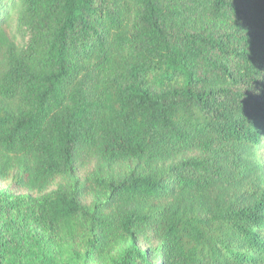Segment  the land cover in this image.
Returning <instances> with one entry per match:
<instances>
[{
  "label": "trees",
  "instance_id": "16d2710c",
  "mask_svg": "<svg viewBox=\"0 0 264 264\" xmlns=\"http://www.w3.org/2000/svg\"><path fill=\"white\" fill-rule=\"evenodd\" d=\"M263 144L264 0H0V264H264Z\"/></svg>",
  "mask_w": 264,
  "mask_h": 264
},
{
  "label": "rangeland",
  "instance_id": "374dc122",
  "mask_svg": "<svg viewBox=\"0 0 264 264\" xmlns=\"http://www.w3.org/2000/svg\"><path fill=\"white\" fill-rule=\"evenodd\" d=\"M17 35V38L18 39H22L23 36H21V33H16ZM257 157L259 159V161L264 165V144L262 145V147L259 149L258 153H257ZM87 169L88 168H84L82 171H81V175L83 176L86 172H87ZM13 184L11 182V179L8 178V179H1L0 178V191H7L9 190L10 188H13ZM90 264H93V263H90Z\"/></svg>",
  "mask_w": 264,
  "mask_h": 264
}]
</instances>
